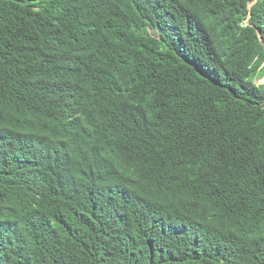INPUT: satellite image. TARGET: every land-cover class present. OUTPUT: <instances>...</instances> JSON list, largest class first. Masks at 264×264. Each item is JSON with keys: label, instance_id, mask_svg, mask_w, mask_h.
<instances>
[{"label": "trees", "instance_id": "16d2710c", "mask_svg": "<svg viewBox=\"0 0 264 264\" xmlns=\"http://www.w3.org/2000/svg\"><path fill=\"white\" fill-rule=\"evenodd\" d=\"M260 74L264 0H0V264H264Z\"/></svg>", "mask_w": 264, "mask_h": 264}, {"label": "rangeland", "instance_id": "374dc122", "mask_svg": "<svg viewBox=\"0 0 264 264\" xmlns=\"http://www.w3.org/2000/svg\"><path fill=\"white\" fill-rule=\"evenodd\" d=\"M150 33L153 35L156 34V32L154 30H150ZM254 82H255V84H257L259 86H261V85L264 86V75H261V74L257 75L254 79Z\"/></svg>", "mask_w": 264, "mask_h": 264}]
</instances>
